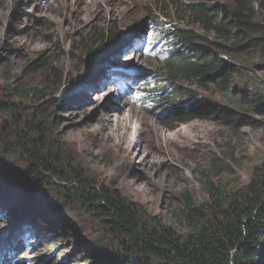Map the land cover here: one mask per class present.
<instances>
[{"label":"rangeland","instance_id":"374dc122","mask_svg":"<svg viewBox=\"0 0 264 264\" xmlns=\"http://www.w3.org/2000/svg\"><path fill=\"white\" fill-rule=\"evenodd\" d=\"M100 1L0 0V142L10 139L13 145L37 117L43 136L75 171L80 166L90 182L136 204L152 221L185 232L186 200L201 205L212 188L236 191L264 162V115H250L251 125L243 127L226 125L220 116L165 126V100L176 90L186 109L230 107L215 83L171 78L165 65L175 43L172 32H190L199 37L197 45L209 48L222 43L187 8L219 0ZM255 13L264 31V11ZM106 35L110 43L103 41ZM255 38L264 39V33ZM257 64L250 60L246 66ZM21 86L45 88L43 97L21 100L9 90ZM126 100L148 124L145 136L124 150L115 132L95 133L105 112L118 114ZM152 127L180 134L165 163L148 169L150 184L144 182L147 197L141 200L124 186L145 174L143 147L165 145ZM29 168L18 150L0 145V264H91L93 245L114 249L97 217L60 197L52 185L34 192L25 179ZM107 256L98 253L99 260Z\"/></svg>","mask_w":264,"mask_h":264},{"label":"trees","instance_id":"16d2710c","mask_svg":"<svg viewBox=\"0 0 264 264\" xmlns=\"http://www.w3.org/2000/svg\"><path fill=\"white\" fill-rule=\"evenodd\" d=\"M219 1L221 4L187 8L202 28L222 43L212 42L214 47L209 48L197 45L199 37L190 32H172L175 43L170 45L165 65L171 78L215 83L230 107L186 109L176 90L165 100L170 108L166 110L170 112L165 122L168 128L218 116L226 125L243 127L251 125L250 115H264V39L255 38L264 33L255 13L264 11V0ZM181 6L177 3L176 10ZM103 41L110 43V36ZM181 44V49H174ZM250 60L259 64L246 66ZM44 89L32 91L21 86L9 90L23 100L33 95L42 98ZM34 119L23 126L26 130L16 135L13 145L10 139L0 145L10 152L18 150L29 163L25 179L34 192L52 185L60 197L101 221L114 249L93 245L91 264H264V162L236 191L212 188L209 200L201 205L186 200L181 219L185 232H180L152 221L136 204L90 182L78 172L83 171L80 166L76 165L80 170L75 171L43 136L42 123ZM54 141L57 144V138ZM100 251L108 255L106 260L98 259Z\"/></svg>","mask_w":264,"mask_h":264},{"label":"bare ground","instance_id":"6f19581e","mask_svg":"<svg viewBox=\"0 0 264 264\" xmlns=\"http://www.w3.org/2000/svg\"><path fill=\"white\" fill-rule=\"evenodd\" d=\"M96 2L101 3L100 0H96ZM84 3L87 4L86 2ZM83 12H85L84 9L80 11V13H83ZM120 110L121 111H119L118 114H113L111 109L107 110L105 114L103 115V121H102L100 130L96 131L97 133L95 132L93 133L101 137L107 134L109 131L115 132L117 134V137L120 143L122 144V148L124 150H127L131 148V146L134 143L137 142V138L139 142L141 140V137L145 136L144 128L147 127L146 124H148V121L140 117L138 115V112L133 107L130 106V102L127 100L124 101L123 106L121 107ZM136 121H138L139 126L137 125L138 123H136ZM152 130L153 132H155L156 135H159L163 138V140L165 141L164 142L165 145L163 144L158 145L153 142L152 149L150 151L145 150V148L143 147L142 158H143V165L146 167L145 174H143L141 177L136 178L134 181L126 180L125 186H124L128 194L131 193L137 199H141V200H145V198L147 197V188L144 182H147L148 184H150L149 178H148V172H149L148 169L152 168L155 164L165 163V159H167L168 155L170 154L167 152L170 149L169 148L170 143L171 142L175 143L177 137L180 134V130L178 131L176 130V132H174L173 134H168L162 131L161 129H159V131L154 130L153 127H152Z\"/></svg>","mask_w":264,"mask_h":264}]
</instances>
